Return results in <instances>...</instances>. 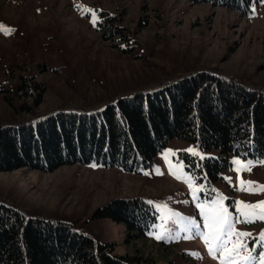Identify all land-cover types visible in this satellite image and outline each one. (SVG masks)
Here are the masks:
<instances>
[{
	"label": "rangeland",
	"instance_id": "1",
	"mask_svg": "<svg viewBox=\"0 0 264 264\" xmlns=\"http://www.w3.org/2000/svg\"><path fill=\"white\" fill-rule=\"evenodd\" d=\"M0 25L12 29L7 35L0 31V127L61 109L100 111L119 97L151 93L197 70H212L264 91V0L253 3L246 14L188 0H0ZM190 148L199 152V159L219 153L174 138L139 173L94 162L51 172L25 167L0 171V202L26 217L71 222L74 230L108 245L115 255H138L157 264H218L199 237L175 239L184 235L189 219L203 230L188 184L169 173L170 163L180 174L178 154ZM165 153H172L169 163ZM229 158L230 166L215 183L198 180L183 165L182 174L201 189L199 200L210 202L219 193L226 205L264 201V192L238 190L232 164L252 161L255 166L240 178L264 185V163H259L264 158ZM134 197L145 199L156 212V222L144 236L127 239L123 223L89 219L114 198ZM229 211L236 215L234 208ZM235 228L251 234L246 240L251 251L264 221L237 223ZM156 233L165 238L156 239Z\"/></svg>",
	"mask_w": 264,
	"mask_h": 264
},
{
	"label": "trees",
	"instance_id": "2",
	"mask_svg": "<svg viewBox=\"0 0 264 264\" xmlns=\"http://www.w3.org/2000/svg\"><path fill=\"white\" fill-rule=\"evenodd\" d=\"M246 14L262 0H188ZM28 83L21 87L27 91ZM217 149L203 160L182 151L179 159L198 180L215 183L230 156L264 158V91L212 70H197L144 94L119 97L95 112L55 110L0 127V171L25 167L51 172L64 165L101 164L139 173L172 140ZM199 165V167L197 166ZM89 219L123 223L127 239L144 236L156 222L141 197L114 198ZM71 222L26 217L0 202V264H157L138 255H115ZM165 264V263H163ZM170 264V263H166Z\"/></svg>",
	"mask_w": 264,
	"mask_h": 264
},
{
	"label": "snow or ice",
	"instance_id": "3",
	"mask_svg": "<svg viewBox=\"0 0 264 264\" xmlns=\"http://www.w3.org/2000/svg\"><path fill=\"white\" fill-rule=\"evenodd\" d=\"M96 14H92V23L96 25ZM0 31L6 35L10 34L12 29L0 25ZM193 156H198L199 152L194 149L187 150ZM172 153H165V161L169 163L168 156ZM204 159L203 156L200 157ZM264 163V160L259 161ZM237 172L238 190L247 191L250 193L264 192V185H259L252 181H244L240 178V173L250 170L255 165L252 161L242 164L239 159L232 161ZM95 166V165H93ZM199 167V165H197ZM169 173L176 179L183 180L188 184L189 190L192 193L193 200L196 201V207L199 209L200 217L203 220V230L197 224L196 220L189 219L186 221L188 228L184 231V235L179 234L175 239H193L199 237L205 244L208 254L218 259V264H264V251H257V248H264V230H262L258 237L254 238L255 247L248 251L247 238L250 233L237 231L235 225L237 223H255L257 221H264V201L257 203H246L243 201H233L231 205L225 204V197L217 193L216 197L210 202L200 201L197 192L201 191L195 188V181L190 175H183V165L180 166L179 173L174 171L169 163ZM157 174H162L157 170ZM227 179V178H226ZM230 182V181H229ZM159 208H166L165 205H157ZM229 207L235 209L236 215L229 211ZM176 216V213H171ZM156 239H164L163 233H156ZM171 239V237H169ZM231 245V247H229ZM246 253L241 255V253ZM219 253V256H217ZM199 258V253H193Z\"/></svg>",
	"mask_w": 264,
	"mask_h": 264
}]
</instances>
